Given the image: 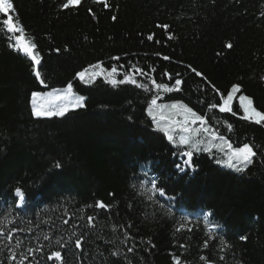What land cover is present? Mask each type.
Segmentation results:
<instances>
[{
	"label": "trees",
	"instance_id": "trees-1",
	"mask_svg": "<svg viewBox=\"0 0 264 264\" xmlns=\"http://www.w3.org/2000/svg\"><path fill=\"white\" fill-rule=\"evenodd\" d=\"M62 2L13 0L10 13L37 45L48 87L36 81L30 59L9 46L19 33L7 32L0 23V219L5 232L25 229L14 232L11 241L0 236V264H14L5 245L15 246L17 239L22 241L15 249L18 256L41 247L25 264H58L47 260L57 250L63 264H174L173 256L181 264H205L201 255L214 264H264V123L242 119L238 101L246 95L264 111V0H108L109 8L81 0L69 9L61 8ZM6 18L0 14V21ZM163 24L174 39L157 27ZM97 61L106 69L116 67L118 80L135 65L157 83L183 82L179 90L157 93L148 76L136 78L150 91L130 83L113 87L101 77L90 85L74 79ZM70 80L86 98L85 107L64 117L32 116V91L63 87ZM232 84L240 85L232 112L209 111L210 103H222L220 95L226 96ZM154 95L158 102L181 101L200 115L207 113L209 125L233 146L253 145L252 164L235 172L215 162L222 153L214 150L194 152L195 170L185 167L182 148L173 146L148 115ZM57 162L60 169L54 168ZM153 176L166 189L164 197L145 192ZM16 187L26 193L19 206ZM98 200L111 207L96 209ZM169 208L172 215L166 214ZM204 212L221 227H209ZM87 216L96 217L92 229ZM185 220V230L176 232ZM72 231L90 233L80 249L75 237L69 240ZM45 233L49 240L43 239ZM209 235L216 239L204 248ZM220 237L230 250H220ZM57 238L67 246L60 248ZM129 247L134 251L127 252ZM117 250L120 256L110 255Z\"/></svg>",
	"mask_w": 264,
	"mask_h": 264
},
{
	"label": "snow or ice",
	"instance_id": "snow-or-ice-1",
	"mask_svg": "<svg viewBox=\"0 0 264 264\" xmlns=\"http://www.w3.org/2000/svg\"><path fill=\"white\" fill-rule=\"evenodd\" d=\"M93 3L100 4L104 8H109L110 4L108 0H93ZM81 4V0H64V2L61 3V8L63 9H69L73 6H78ZM14 3L13 0H0V14L6 15V19H3L0 21L2 23L7 32L9 33H19L18 35L14 36L15 44H10V47L16 48L18 51L22 52L24 55H26L30 61H31V72L33 76L35 77L36 81L39 82L40 85H43L45 87H48V85L45 83V80L43 78V75L41 71L39 70V66H42V57L40 52L37 50V45L26 39L25 36V29L21 25L18 18H15L13 15H11V12H14ZM91 11V9H89ZM264 15V13H262ZM113 20L116 19L115 16L112 17ZM157 27L164 29V31L168 35V39H174L175 37L168 32L169 25L163 24V25H157ZM147 39L149 41H152L154 39V34H149L147 36ZM156 43H160V41H156ZM226 47L231 48L232 45L229 43L226 45ZM55 51L59 52L60 49H55ZM156 55H160V53H156ZM113 59H119L118 57H113ZM164 60H169L170 57L164 56ZM192 73H194L198 77H202L206 79V77H203V73L198 71L196 68L192 67L191 65L187 66ZM117 74V68L112 67L111 71L106 72V70L102 66V62L97 61L94 64H89L87 67H84L82 70L77 71L75 73L74 79H79L83 84L90 85L93 84L97 77L103 76L106 83L110 84L113 87H117L119 85L123 84H132L135 85L138 88L144 89L146 91H150L149 85L146 83H141L137 81L136 76H148V79L151 81L152 86L155 88L157 93L159 92H172L174 90H179L180 86L182 84L181 78H175V83L172 86H169L166 83H157L155 79H153L148 73L144 72L143 69L137 68L135 65L132 66V70H130V73H126L123 76V79H116ZM164 75H167L169 79H173L172 75L165 72ZM176 77H180V73L175 74ZM260 79L264 81V74L261 75ZM210 83V82H209ZM213 88V91L217 92L219 94V89L216 88L215 85H211ZM240 92V85L239 84H232L230 90L227 91V95H220V100L222 103L215 104L210 103L208 105L209 111L212 109H215L218 107L220 112H232V102L234 99V96ZM159 96L154 95L152 99L148 102V115L152 117L153 123L155 127L162 131L164 135L167 137V139L172 142L174 145L178 146H187V150L180 153L181 156L187 157L183 161V164L185 167H192L194 169V165L192 163V158L194 155V152H199L201 150L208 152L211 154L212 148L215 147L219 152H221L223 155L220 158L216 159V163L219 165H222L224 167H227L229 169L234 170L235 172H244L248 165L252 164L253 158L256 156V152L254 151V146L250 145L248 143H243L240 146H233L231 142L226 140L223 136L219 135L218 129L212 128L208 120L206 119L207 113L205 115H200L196 111L193 110V108L189 107L187 104L176 101L170 105H158ZM85 97L82 95H77L73 91V82L70 80L63 88H54L50 92H41V91H32L31 92V114L33 117H64L67 113L70 111H74L78 108L85 107ZM159 108H170L172 110V114L168 116L161 115L159 120L157 119V116L155 114V109ZM239 107L243 111V116L241 117L244 120L252 121L257 125H260L264 123V111L258 110L254 104L252 98L241 94L239 96ZM174 115H182V120H176L173 118ZM164 122V123H162ZM197 123H199L200 127H194ZM227 124V122H225ZM179 128L181 135L179 137V140L177 141L174 132L175 130ZM227 128L229 131L232 130V125L227 124ZM205 134L208 137L209 142H213L216 140L221 141L219 145L215 143H211V146L204 147L201 149L200 145L202 141L198 138L199 134ZM176 153H174L175 155ZM62 165L57 162L54 165L55 169H60ZM177 168L183 172L184 168H182L180 165H177ZM151 185L150 188H146L145 192L147 193H159V196L164 197L166 195V189L164 187H160L158 183V177L153 176L149 181ZM15 197L18 198V200L15 202L17 206L22 204L26 200V193L20 188L16 187L14 189ZM149 200H153V196L149 195L147 197ZM168 200H175L176 197H167ZM88 207H92L89 205ZM94 207L96 209H102V210H108L111 206L106 205L102 201H95ZM167 215H172V209L169 208L167 210ZM65 215H67V212H65ZM204 217L205 223L209 225V227L213 229H217L221 227L218 224L212 223L209 221V217L211 213L204 212L202 213ZM87 228L92 229L96 226V217L94 216H87ZM68 219L63 220V224H68ZM187 224V220L184 222H181L178 227H176L175 231L180 232L185 230ZM120 227H123L122 225ZM116 226H112V230L115 231ZM25 229H18V228H11L7 232H5V223L3 219H0V236H3L6 240L11 241L13 237V233L17 231H24ZM28 231H31V228L27 229ZM193 229L191 227H187V231H192ZM89 232H81L79 236H77V233L75 231H72L69 240L71 241L72 238L74 239V245L76 249H80L82 247V243L85 240V238L89 235ZM128 238V234L125 233V239ZM44 240H49L50 235L45 233L43 236ZM216 239L215 236L209 235L204 243L203 247L207 248L209 246V240ZM220 250H230L232 248V245L228 243L223 237H220ZM241 240H246V236H241ZM55 243L60 248H65L67 246V242H62L61 238H57ZM123 243V241H122ZM22 245V241L16 240L15 246H9L8 247V257L7 259L9 261L14 262V264H25V261L28 260V256H32L34 252L41 251V247L37 246L36 248H28L27 249V255L24 253H20L19 256L17 255V252L15 251L16 248H19ZM180 247H185V245H180ZM134 251V248L129 247L127 248V252L131 253ZM111 256H120L121 250L113 251L110 253ZM127 259V257H125ZM55 260L58 262V264H63V257L61 254V251H52L50 255L47 256V260L52 261ZM221 260H224L223 256H220ZM201 261H205V264H214L212 261H208L207 258L203 255L200 256ZM173 262L174 264H181V258L179 256H173ZM128 264H132L131 260L128 261ZM187 264V262H185Z\"/></svg>",
	"mask_w": 264,
	"mask_h": 264
},
{
	"label": "rangeland",
	"instance_id": "rangeland-1",
	"mask_svg": "<svg viewBox=\"0 0 264 264\" xmlns=\"http://www.w3.org/2000/svg\"><path fill=\"white\" fill-rule=\"evenodd\" d=\"M103 66V65H102ZM103 68L106 70V72H108V71H111L110 69H106L104 66H103ZM101 78H104L103 76H100ZM98 78V77H97ZM64 87V86H63ZM63 87H59V88H63ZM52 89H54V88H45V89H43V90H40L41 92H50ZM56 89H58V88H56ZM73 91H74V89H73ZM77 95H80V94H78L76 91H74ZM240 96V95H239ZM239 96H238V101H239ZM235 97V96H234ZM30 104H31V97H30ZM157 104L158 105H170V104H172V103H163V102H158L157 101ZM155 114H156V116H157V119L159 120V118H160V116L161 115H164V116H168V115H171L172 114V110L170 109V108H159V107H157L156 109H155ZM173 118L174 119H176V120H182L183 119V117H182V115H174L173 116ZM162 123H164V122H162ZM194 127H200V125H199V123H197ZM174 135H175V137H176V139H177V141L179 140V137H180V135H181V132H180V129L179 128H177L176 130H175V132H174ZM167 138V137H166ZM201 141H202V143H201V145H200V147H201V149H203L204 147H206V146H208V147H210L211 146V143H215V144H217V145H219L220 143H221V141H219V140H216V141H213V142H209V140H208V137L205 135V134H203V133H201V134H199V137H198ZM169 141V140H168ZM170 142V141H169ZM173 146H175V147H180V148H182V151H186L187 150V146H178V145H174L172 142H170ZM214 150H217V148H215V147H213L212 148V152L214 151ZM201 151H203V150H201ZM201 151H199V152H201ZM218 151V150H217ZM205 152V151H204ZM211 152V153H212ZM219 152V151H218ZM208 153V152H207ZM221 153V152H220ZM223 155V154H222ZM218 158H220V157H218ZM185 159H187V157H185L184 158V160ZM216 159L217 158H215V162H216ZM220 166H222V165H220ZM222 167H224V166H222ZM227 168V167H226Z\"/></svg>",
	"mask_w": 264,
	"mask_h": 264
}]
</instances>
